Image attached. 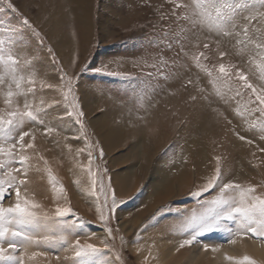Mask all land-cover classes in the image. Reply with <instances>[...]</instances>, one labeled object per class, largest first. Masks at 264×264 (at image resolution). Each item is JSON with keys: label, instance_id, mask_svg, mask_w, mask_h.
<instances>
[{"label": "rangeland", "instance_id": "rangeland-1", "mask_svg": "<svg viewBox=\"0 0 264 264\" xmlns=\"http://www.w3.org/2000/svg\"><path fill=\"white\" fill-rule=\"evenodd\" d=\"M245 2V15L264 10V0ZM10 3L0 0V55L16 61L20 89L9 105L7 85L0 88V118L13 120L0 126V147L12 151L0 154V206L17 202L8 185L13 177L26 180L21 199L40 206L32 210L39 228L9 225L32 238L16 250L23 264H264V239L237 235L236 220L220 219L218 230L180 247L194 232V218L223 211L212 204L219 186L193 195L215 175L217 157L224 182L255 186L264 197V115L248 106L246 96L233 99L214 83L223 62L244 66L259 87L264 57L232 36L217 37L206 23L194 26L192 10L171 0ZM224 50L237 54L221 60ZM0 75L15 91L2 63ZM232 83L243 91L234 76ZM25 104L36 120L24 117L16 128L20 117L9 112H24ZM24 131L30 135L23 143L31 148L19 146ZM113 190L119 203L110 212ZM58 207L70 212L59 217ZM233 236L235 243L229 242ZM77 240L98 251L77 257Z\"/></svg>", "mask_w": 264, "mask_h": 264}, {"label": "snow or ice", "instance_id": "snow-or-ice-1", "mask_svg": "<svg viewBox=\"0 0 264 264\" xmlns=\"http://www.w3.org/2000/svg\"><path fill=\"white\" fill-rule=\"evenodd\" d=\"M172 3L176 4L177 8H184L185 10H192V23L194 26H201L206 23L209 32L214 33L217 37H229L232 36L235 42L239 46H253L255 52H257L261 57H264V10L257 11L255 9H249L248 13L244 14V9L248 8V4L245 0H209L208 3H200V0H195L194 3L183 4L176 3V0H171ZM9 7H13L9 0ZM186 19L188 17H185ZM240 21V23H238ZM252 21H256V25L252 24ZM25 24L29 22L24 20ZM255 27V31L250 34V30ZM209 45L205 43L204 47L207 48ZM237 53H231L227 50L220 52L221 60L225 56L231 57ZM0 63L4 65V71L12 76V83L14 84L15 91L13 90L12 84L5 80L3 75H0V88H4L6 85L5 102L9 105L13 104V97L19 94L20 83L17 81L15 74V68L13 65L16 61L9 58L5 61L3 56L0 55ZM197 67H200L199 61H197ZM235 69V71H229V69ZM260 68V81L259 87L249 80V74L247 73L244 66H237L232 63L219 64V74L214 77V83L219 85L221 88H226L229 92H232L233 99L236 97H247L248 106L255 112H259L264 115V60H262L259 65ZM209 76L212 73H208ZM235 77L237 81L242 84L243 91L241 87H233L232 77ZM63 79V77H61ZM191 82V81H189ZM70 85V81L68 82ZM51 87V85H50ZM71 91V88L69 87ZM202 90V89H201ZM250 90V91H249ZM225 103H228V97H221ZM67 99V97H65ZM196 100V97H192ZM28 105L25 104V111L21 112L19 109L9 112L12 117H20L15 124L16 128L21 127L23 123V118L28 117L31 120H36V116L33 115L31 111H27ZM83 116V110L78 112L77 119ZM230 123V121H229ZM3 124L13 125L12 119L4 120L0 118V126ZM261 132L264 133V126L261 128ZM5 136H10V132H5ZM30 133L27 131L22 132L19 135V146L21 149L24 147L31 148L32 144L25 145L24 137L29 136ZM240 140H246L248 144H252L253 140L247 139L245 136L236 133ZM264 139V135L261 137ZM34 139V137H33ZM16 144H12V148H15ZM260 151L264 152V148ZM0 154L12 155L11 149L5 150V148L0 147ZM218 166L215 169V175L207 180V183L203 186L200 192L194 193V196H201L204 192L211 191L213 188L219 186L220 196L212 201V204L222 208L223 211H213L214 215L205 216L196 221L195 218L192 222L194 227V232L190 234L189 238L184 239L183 243L180 245L183 248L185 245H191L193 242L197 241L198 236L203 235L214 230H218V221L220 219H230L236 220L238 222L239 228L242 230L238 232L237 235H246L251 233L255 238L264 239V197L256 194L255 186L244 187L236 182H224L221 169L219 167L220 158L217 157ZM21 165L24 164V159L19 162ZM4 165L0 164V168ZM16 171H20L17 168ZM27 175V171L23 173ZM26 183V180L21 179L18 182L15 178H11L8 181V185L14 187L16 195V204L14 207L5 208L0 206V264H23L22 259L16 255V250L18 248H23L25 244L31 243V236L23 231L22 227L17 229H12L9 225L15 223L17 226H34L36 228L40 227V222L36 217L34 211L35 208L40 207L38 204H30L27 199H21L20 185ZM96 181L93 180V185ZM232 190L233 193L238 192V198L233 195L229 198H224V193ZM107 198V193H105ZM5 196V186L0 183V201L3 200ZM119 201L115 197L114 190L112 192L111 205L109 207L110 212L116 210V206ZM70 212L68 208H57L56 214L59 217H64ZM103 218V214H102ZM111 232V229H109ZM9 236L7 240V247L5 244V237ZM19 240V242H18ZM235 243V236H233L230 241ZM11 250V251H10ZM75 254L77 257L89 256L95 254L98 250L92 244L81 245L79 240L75 244ZM77 264H84V261H78Z\"/></svg>", "mask_w": 264, "mask_h": 264}, {"label": "bare ground", "instance_id": "bare-ground-1", "mask_svg": "<svg viewBox=\"0 0 264 264\" xmlns=\"http://www.w3.org/2000/svg\"><path fill=\"white\" fill-rule=\"evenodd\" d=\"M202 111H204V110H202ZM209 111H210V110H209ZM200 112H201V111H200ZM200 112H199V113H200ZM205 112H206V109H205ZM210 112H211V111H210ZM197 113H198V112H197ZM204 114H205V113H204ZM207 114H208V113H207ZM211 115H212V114H211ZM203 116H204V115H203ZM207 116H208V115H207ZM199 117H200V116H199ZM199 117H198V118H199ZM201 119H202V117H201ZM209 120H212V118H210ZM205 122H206V121H205ZM203 123H204V122H203ZM206 123H207V122H206ZM207 124H208V123H207ZM201 126H202V125H201ZM206 126H207V125H206ZM209 126H210V125H209ZM204 129H205V128H204ZM204 129H203L202 131H204ZM202 131H201V132H202ZM197 132H198V133H196V134H199V131H197ZM207 132H208V130H207ZM205 133H206V132H205ZM205 133H204V134H205ZM208 133H209V132H208ZM201 135H202V133H201ZM210 135H211V134H210ZM197 136H199V135H197ZM200 137H201V136H200ZM200 137H199V139H200ZM210 138H211V137H210ZM202 142H203V141H202ZM202 142H201V143H202ZM201 143H200V144H201ZM188 144H189V143H188ZM198 144H199V143H198ZM193 145H195V144H193ZM202 145H203V144H202ZM188 147H189V146H188ZM189 148H190V147H189ZM189 148H188V150H189ZM191 148H192V147H191ZM239 149H240V148H239ZM239 149H238V151H241V150H239ZM187 152H188V151H187ZM187 152H186V153H187ZM182 153H183V151H182ZM186 153H184V154H186ZM192 153H193V152H192ZM184 156H185V155H184ZM186 157H187V155H186ZM182 169H184V168H182ZM183 171H185V169H184ZM185 172H186V171H185ZM178 173H179V172H178ZM176 176H177V175H176ZM118 181H119V179H118ZM119 186H120V185H119ZM120 187H121V186H120Z\"/></svg>", "mask_w": 264, "mask_h": 264}]
</instances>
